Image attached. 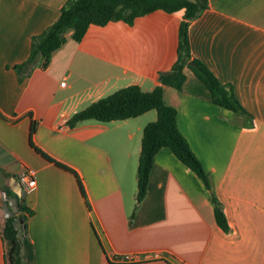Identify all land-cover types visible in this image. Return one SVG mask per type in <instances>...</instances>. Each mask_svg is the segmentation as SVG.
Masks as SVG:
<instances>
[{
    "label": "crops",
    "instance_id": "crops-1",
    "mask_svg": "<svg viewBox=\"0 0 264 264\" xmlns=\"http://www.w3.org/2000/svg\"><path fill=\"white\" fill-rule=\"evenodd\" d=\"M65 1L0 0V226L21 198L32 210V264H264V0H208L187 27L191 55L230 84L251 122L212 103L188 67L180 90L162 85L180 133L209 173L226 230L216 224L201 180L167 147L154 155L133 211L142 128L155 109L65 123L120 87L158 84L157 73L176 58L182 9H156L129 24H90L77 41L67 33L45 66L18 79L13 64ZM23 166L36 179L24 194L16 179ZM125 252L140 260H112Z\"/></svg>",
    "mask_w": 264,
    "mask_h": 264
},
{
    "label": "trees",
    "instance_id": "trees-1",
    "mask_svg": "<svg viewBox=\"0 0 264 264\" xmlns=\"http://www.w3.org/2000/svg\"><path fill=\"white\" fill-rule=\"evenodd\" d=\"M207 7L208 0H66L60 8L58 17L40 33L32 35L28 55L23 61L13 64L12 68L21 80L29 75L36 65L45 66L48 63L51 52L63 43L67 33L74 40H80L90 24L103 25L109 21H123L129 24L135 17L156 9L165 12L182 9L177 31L176 58L169 69L157 73L158 84L147 91L141 90L135 84L120 87L75 111L65 123L74 126L88 119L108 122L136 116L151 108L155 109L156 118L142 128L135 172L133 211L146 194L154 155L159 148L167 147L201 180L212 203L214 220L222 230H226V218L218 198L212 191L209 173L180 133L176 124L175 107L167 104L162 95V85L171 86L176 90L181 89L184 81L183 68L188 67L209 90L212 103L229 109L251 122V115L235 97L230 84L220 82L202 61L190 53L188 23ZM31 145L44 158L71 170ZM31 213L32 210L22 199L17 198L16 212H11L0 226L5 264L33 263L34 250L26 232V221ZM14 222H17V229L14 228Z\"/></svg>",
    "mask_w": 264,
    "mask_h": 264
},
{
    "label": "built area",
    "instance_id": "built-area-1",
    "mask_svg": "<svg viewBox=\"0 0 264 264\" xmlns=\"http://www.w3.org/2000/svg\"><path fill=\"white\" fill-rule=\"evenodd\" d=\"M60 84H64V81H61ZM16 179L22 194L31 191L35 187V171L30 167L23 166L17 173ZM112 260L115 262H136L140 260V255L136 252H125L114 255Z\"/></svg>",
    "mask_w": 264,
    "mask_h": 264
},
{
    "label": "water",
    "instance_id": "water-1",
    "mask_svg": "<svg viewBox=\"0 0 264 264\" xmlns=\"http://www.w3.org/2000/svg\"><path fill=\"white\" fill-rule=\"evenodd\" d=\"M11 212H16V204L14 203V201H13V203L11 204ZM14 228L15 229H17L18 228V225H17V222H14ZM17 234H19V232H17Z\"/></svg>",
    "mask_w": 264,
    "mask_h": 264
}]
</instances>
